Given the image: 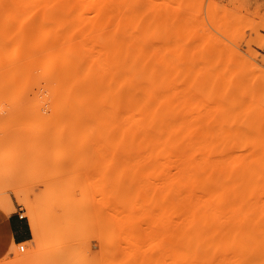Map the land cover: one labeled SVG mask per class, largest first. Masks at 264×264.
Returning <instances> with one entry per match:
<instances>
[{
  "label": "rangeland",
  "instance_id": "obj_1",
  "mask_svg": "<svg viewBox=\"0 0 264 264\" xmlns=\"http://www.w3.org/2000/svg\"><path fill=\"white\" fill-rule=\"evenodd\" d=\"M8 6L11 12H0V224L20 215L29 229L31 218L37 235L29 230V241L8 246L0 235V264L29 256L34 263H24H244L217 253L216 242L209 253L148 258V157L115 150L111 104L70 96L65 49L25 34L18 5ZM236 77L250 80L251 97L237 94ZM148 80L166 100L165 125L230 136L222 156H210L215 175L226 171L230 205L264 207V157L231 138L245 113L259 111V122L264 116V0H148Z\"/></svg>",
  "mask_w": 264,
  "mask_h": 264
},
{
  "label": "bare ground",
  "instance_id": "obj_2",
  "mask_svg": "<svg viewBox=\"0 0 264 264\" xmlns=\"http://www.w3.org/2000/svg\"><path fill=\"white\" fill-rule=\"evenodd\" d=\"M11 1L20 9L25 34L38 33L50 47L65 49V91L70 96L102 97L111 104L115 150L123 156L135 150L148 157V258L209 253L212 245L208 243L216 242L219 254L245 258L242 264H264V207H232L226 171L223 174L221 169L220 175L212 171L210 156H215L214 150L222 156L228 146L223 138L227 141L230 136L222 129L207 133L195 125H187L184 131L165 125L166 100L152 90L148 80V0ZM11 11L8 0H0V12ZM245 79L235 78L236 92L243 98L252 96L250 80ZM218 81L222 90L227 88L220 77ZM256 83L259 94L261 84ZM253 113H245L239 124L235 121L239 126L233 128L231 138L245 141L248 151L258 146L264 157V116L259 122L260 112ZM197 114L193 111L188 116L196 121ZM250 137L256 141L249 142ZM6 206L7 214L11 208ZM29 219L34 235L37 226ZM33 258L26 257L21 264L32 263Z\"/></svg>",
  "mask_w": 264,
  "mask_h": 264
},
{
  "label": "crops",
  "instance_id": "obj_3",
  "mask_svg": "<svg viewBox=\"0 0 264 264\" xmlns=\"http://www.w3.org/2000/svg\"><path fill=\"white\" fill-rule=\"evenodd\" d=\"M17 217L10 216L7 220H4L2 224H0V235L2 236V246H8L9 244H21L30 240L29 230L32 235L31 229L25 227L24 221H21L20 215H16ZM26 230L23 232L21 230V226Z\"/></svg>",
  "mask_w": 264,
  "mask_h": 264
},
{
  "label": "built area",
  "instance_id": "obj_4",
  "mask_svg": "<svg viewBox=\"0 0 264 264\" xmlns=\"http://www.w3.org/2000/svg\"><path fill=\"white\" fill-rule=\"evenodd\" d=\"M20 218L22 219V216H20ZM19 249H20V250H23V247L21 246Z\"/></svg>",
  "mask_w": 264,
  "mask_h": 264
}]
</instances>
